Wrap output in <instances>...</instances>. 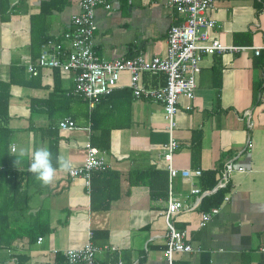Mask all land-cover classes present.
<instances>
[{"label": "crops", "instance_id": "crops-1", "mask_svg": "<svg viewBox=\"0 0 264 264\" xmlns=\"http://www.w3.org/2000/svg\"><path fill=\"white\" fill-rule=\"evenodd\" d=\"M65 1L56 9L50 6L60 0L50 5L49 0H10L8 11L0 14V84L9 83L8 167L23 171L21 185L32 195L29 212L41 211L39 220L50 227L40 242L39 237L32 245L16 241L9 251L0 249V256L10 255L13 264L18 255L29 256L26 264H49L54 250L83 245L91 231L95 245L114 247L98 254L104 263L167 264L162 211L169 180L162 146L168 133L161 104L135 98L127 72L112 94L90 108L86 99L71 94L73 72L45 67L32 75L27 70L43 43L71 27L79 0ZM165 1L113 0L109 10L99 6L93 37L97 54L107 59L138 52L165 55L167 32L180 21ZM209 16L217 23L211 38L247 48L204 55L194 99L180 98L173 164L179 170L201 169L202 175L191 180L203 193L189 194L191 180L180 174L172 181L174 194L194 206L180 210L174 225L200 247L176 252L173 264H264V50L255 55L248 48L264 42V0H216ZM163 76L142 73L141 81L157 87ZM186 104L192 108L186 110ZM63 118L76 127L60 129ZM86 141L104 151L109 164L92 174L90 188L81 177L59 170L52 185L42 186L27 171L33 149L41 146L51 151L54 166L57 156L79 166ZM12 147L27 154L18 157ZM228 159L234 169L227 186L215 189ZM216 191L217 205L211 202ZM213 207L218 212L201 225L202 212Z\"/></svg>", "mask_w": 264, "mask_h": 264}, {"label": "built area", "instance_id": "built-area-1", "mask_svg": "<svg viewBox=\"0 0 264 264\" xmlns=\"http://www.w3.org/2000/svg\"><path fill=\"white\" fill-rule=\"evenodd\" d=\"M215 1L166 0L167 6L174 8L180 18V21L171 25L167 32L166 54L147 56L144 52H138L131 57L107 59L97 54L93 37L97 29L96 9L99 6L111 9L113 0H79V11L72 16L71 27L62 33L61 38L48 39L43 43L36 62H28L26 66L32 75H36L41 68L45 67L73 72L74 87L71 94L86 99L90 108H94L102 98L112 94L118 87L123 72L129 75V87L135 98L161 104L165 130L168 133V141L162 146V158L166 164L169 180L166 209L162 211L166 229L163 254L167 264H173L176 252H198L200 250V247L195 248L186 241V231L178 230L173 222L180 210H190L194 207L185 205L183 199L174 194L173 179L180 174L190 181L193 176L202 175L201 169L179 170L173 164V154L179 147L176 137V114L179 110L180 98L185 97L190 101L194 99L196 76L200 72V62L204 55L247 48L225 45L218 38L210 37V30L217 26L216 21L209 16V11L213 8ZM248 48H253L254 54L259 55L264 50V42ZM142 73L163 74L164 83L157 87L145 86L141 81ZM183 107L186 110L192 108L191 104ZM58 126L62 130L76 127L75 122L70 118H63L58 122ZM250 146H252L251 141H248L247 147ZM13 149L15 148L12 147ZM89 159H95L99 166L89 169L87 166ZM108 168L109 164L104 151L92 145L90 141H86L84 159L79 166L73 167L69 175L81 177L85 186L90 188L92 174L96 171H106ZM233 169V160L228 159L215 189L227 186V176ZM238 170L243 171L244 168L239 167ZM202 193L203 191L192 184L191 180L189 194ZM227 199L228 196H225V200ZM218 209L213 207L208 212H202L200 224L208 221L213 214L218 212ZM41 239L39 237L37 241L40 242ZM91 239L92 232L88 231L83 245L54 250L53 253L61 255L65 264H70V257L75 258V264H125L122 260L102 262L98 254L106 250H114V247L97 246ZM49 264H56L55 259Z\"/></svg>", "mask_w": 264, "mask_h": 264}, {"label": "trees", "instance_id": "trees-1", "mask_svg": "<svg viewBox=\"0 0 264 264\" xmlns=\"http://www.w3.org/2000/svg\"><path fill=\"white\" fill-rule=\"evenodd\" d=\"M48 5H50L51 0ZM58 1V0H56ZM60 4H52L50 7L60 8L65 5V0H60ZM10 6V0H0V14H5ZM49 12V11H48ZM45 40L35 42V45L43 43ZM23 69V68H22ZM164 77V76H163ZM165 80V77H164ZM15 80L11 79V82ZM164 83V82H163ZM9 83L4 87L0 84V249L8 250L14 248V243L20 240H27L29 245L35 243L38 237L49 232V225L43 226L40 219L41 211L29 212L32 208L30 200L32 198L29 190L24 192L22 187L23 171L11 170L9 165V128L7 126L8 115V91ZM27 172H24V174ZM219 192L212 196V204H218ZM10 255L0 256V263H6ZM18 264H26L29 256L18 255ZM56 264H65L64 258L56 254Z\"/></svg>", "mask_w": 264, "mask_h": 264}, {"label": "clouds", "instance_id": "clouds-1", "mask_svg": "<svg viewBox=\"0 0 264 264\" xmlns=\"http://www.w3.org/2000/svg\"><path fill=\"white\" fill-rule=\"evenodd\" d=\"M18 157H24L27 153L23 148L13 149ZM20 162L16 158L15 165ZM30 166L27 171L31 173L36 180H38L42 186H50L54 183L57 171L64 173H70L73 170V163L70 159L65 157L57 156L55 158V165L53 162V155L46 146L34 148L31 153ZM89 169L92 167H98L99 164L95 159H89L87 161ZM70 264H75V258L70 257Z\"/></svg>", "mask_w": 264, "mask_h": 264}, {"label": "rangeland", "instance_id": "rangeland-1", "mask_svg": "<svg viewBox=\"0 0 264 264\" xmlns=\"http://www.w3.org/2000/svg\"><path fill=\"white\" fill-rule=\"evenodd\" d=\"M13 263H14V261H12V260L10 261V260H9V261H7V263H5V264H13ZM0 264H4V263H0Z\"/></svg>", "mask_w": 264, "mask_h": 264}]
</instances>
